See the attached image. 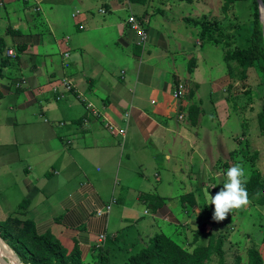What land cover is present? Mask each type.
Listing matches in <instances>:
<instances>
[{"label":"crops","instance_id":"crops-1","mask_svg":"<svg viewBox=\"0 0 264 264\" xmlns=\"http://www.w3.org/2000/svg\"><path fill=\"white\" fill-rule=\"evenodd\" d=\"M146 5L0 0V203L27 200L22 218L67 251L76 246L84 263L99 250L126 260L164 231L187 250L206 245L218 224L199 208L200 194L222 178L217 146L237 147L213 128L201 133L214 107L231 106L221 92L228 75L203 90L192 33ZM179 85L185 94L174 98ZM190 106L199 107L195 124Z\"/></svg>","mask_w":264,"mask_h":264},{"label":"rangeland","instance_id":"rangeland-1","mask_svg":"<svg viewBox=\"0 0 264 264\" xmlns=\"http://www.w3.org/2000/svg\"><path fill=\"white\" fill-rule=\"evenodd\" d=\"M147 3L151 4V6L148 7L146 5L144 6L145 8L154 9V6L157 5L162 13L165 12L167 18L174 19L176 24L182 26V28H186V32L192 33L189 35L191 42H188L195 52V58L198 57L197 61L201 67L199 75L206 81L205 84L208 82L211 83L212 80L223 74H227L229 78L228 82L225 81L226 84L223 87L225 89H221V92L225 98L224 103L227 99V103H230L231 106L228 110L220 106L219 111L218 109L216 111V107H214V112L210 114L213 118V120H211L213 121V123H211L212 127H208L207 129L204 126L201 127V133L206 131L209 133L213 128L215 131L214 138H230L231 143H233L234 146L237 145L235 150L229 146L226 149L221 145L220 148L217 146V151L220 155V157L215 155L218 162L220 161L219 163L217 162V169H220L218 171L222 174V178L213 179L212 183L216 188L212 190L213 193L210 192V194H216V192L223 187L226 171L231 167L229 166L230 163L232 166L236 164L241 165L245 169L246 179H248L253 172H258L264 190V131H260L257 125V115L262 105H264V81L258 78L253 70L245 71V78L242 74L243 71L241 67L234 62H229L230 67L227 69V64L223 60L222 51L223 44L226 41L229 43V50H234L237 47L243 48L248 44L247 40L250 36V24L252 21V5H249L248 2L241 4L237 3L228 10L227 17H224L221 11L222 0H147ZM186 18L202 21L208 24L210 29L215 28L214 35L216 36V43L201 39L198 33L200 32V27L193 26L189 21L185 22L184 20ZM259 24L262 31L260 20ZM138 25V27L141 28L139 23ZM0 37H2V34H0ZM196 39H199L198 44L194 43ZM210 43L214 44V48L211 47L212 45H210ZM211 50L212 55L208 56L207 53ZM206 87H208V84L203 90L209 89ZM183 94H185V91H183ZM221 104H223V102ZM197 108L199 109V107ZM5 138H7V131L0 127V139L6 140ZM219 141L220 140H217V144ZM239 145H241V147H238ZM237 148L240 149L237 151ZM220 151L225 154V157H222ZM230 152L233 154H230ZM255 153L256 155H254ZM12 190H7V193L9 192L10 194ZM182 193L184 195L187 192ZM204 193L203 191L200 194L199 208L201 211L205 209L204 213L207 214L208 218L212 219L213 208L212 206H207ZM259 196L249 200L248 205L244 208L229 214L225 222L215 223L213 221L214 225H218H215L208 233V238L210 239L211 236L214 238L221 236L223 238L222 250L224 252V264H247V250L250 248L257 249L262 257V264H264V244H260L261 238L264 236V205L260 206L256 204V200ZM187 198L191 199V197ZM13 200L14 198L8 196V201L6 200V203H0V221L4 218L2 217V213L10 210L7 207L15 206ZM188 207L190 208V206ZM12 209V212H18V207L17 209ZM24 211L25 210H21L20 212L24 214ZM189 213L193 215L191 210ZM164 232L165 235L169 236L176 244L186 250L188 249L186 246L182 245L183 240H181V237L176 236L170 231ZM2 245L15 255L13 250L5 243ZM120 247L123 248L121 244ZM109 258L112 264H123L122 262L126 261L125 257H123L120 252H116L114 256H109ZM4 262L11 263L5 257ZM20 263L23 264L22 262ZM207 264H218L217 258L211 257Z\"/></svg>","mask_w":264,"mask_h":264},{"label":"trees","instance_id":"trees-1","mask_svg":"<svg viewBox=\"0 0 264 264\" xmlns=\"http://www.w3.org/2000/svg\"><path fill=\"white\" fill-rule=\"evenodd\" d=\"M130 3L145 5L147 0H128ZM249 3L252 5V21L250 24V36L246 47L229 50V43L223 44V60L229 69V62L238 64L242 74L246 78V72L253 70L256 76L264 81V42L259 24L258 6L256 0H222L221 11L227 17L228 10L235 4ZM264 5V0H262ZM248 5V6H249ZM193 26L200 27V38L216 43L215 28L198 20L186 18ZM234 41V40H233ZM4 43L0 39V53H3ZM4 60V59H3ZM190 69V67H189ZM199 113L196 106L189 107V118L192 124ZM257 125L260 131H264V105L257 115ZM256 155V153L254 154ZM248 199L256 197L257 205H264V190L259 173L253 172L246 182ZM191 197V194L185 195ZM182 196L181 200L186 197ZM28 204L23 200L18 205V212L0 221V238L15 253L23 264H112L105 253L98 251L91 263H84L79 249L75 246L67 251L60 242L50 233L38 234L31 220L22 218L21 210H25ZM213 208V206H212ZM223 238L221 236L210 237L207 245L195 246L190 251L176 244L172 239L155 234L147 245L137 253L128 256L123 264H207L211 257H216L218 264H224V252L222 250ZM260 244H264V236ZM247 264H262L263 260L255 248L247 250Z\"/></svg>","mask_w":264,"mask_h":264},{"label":"clouds","instance_id":"clouds-1","mask_svg":"<svg viewBox=\"0 0 264 264\" xmlns=\"http://www.w3.org/2000/svg\"><path fill=\"white\" fill-rule=\"evenodd\" d=\"M246 182L245 169L241 165L236 164L227 169L223 187L214 196L205 190L206 203L213 206L211 218L214 222H222L232 212L248 205ZM4 255L0 253V264L4 262Z\"/></svg>","mask_w":264,"mask_h":264},{"label":"built area","instance_id":"built-area-1","mask_svg":"<svg viewBox=\"0 0 264 264\" xmlns=\"http://www.w3.org/2000/svg\"><path fill=\"white\" fill-rule=\"evenodd\" d=\"M100 12H102V10H99ZM128 24L130 25V27L136 32L138 38H139V44H142L143 40L145 39V36H144V33H143V30L141 28L138 27V23L136 22V20L133 18V17H129L128 20H127ZM7 54L9 56H13V52L12 51H8ZM60 82H61V85L66 87L67 89H69V82L66 80V79H59ZM23 83V81L19 82L16 84V86H19ZM53 91H56V88L53 87ZM183 87L181 85L177 86L176 89H174V92H173V96L174 98H181L183 97L182 95L183 94ZM61 97V94L59 96V98ZM106 209H108V207H106ZM101 213L98 211L97 212V215H100Z\"/></svg>","mask_w":264,"mask_h":264},{"label":"water","instance_id":"water-1","mask_svg":"<svg viewBox=\"0 0 264 264\" xmlns=\"http://www.w3.org/2000/svg\"><path fill=\"white\" fill-rule=\"evenodd\" d=\"M256 2H257V6H258L259 20L261 21V25H262V35L264 38V5L262 3V0H256ZM2 244H4V243H3L2 239L0 238V253H2V251L4 252L3 249L1 250V248L3 247ZM9 253H11V252H9ZM13 256L16 260V264H21L19 262V259L15 255H13ZM4 263L5 262H3V264Z\"/></svg>","mask_w":264,"mask_h":264},{"label":"bare ground","instance_id":"bare-ground-1","mask_svg":"<svg viewBox=\"0 0 264 264\" xmlns=\"http://www.w3.org/2000/svg\"><path fill=\"white\" fill-rule=\"evenodd\" d=\"M198 211V210H197ZM210 219V218H209ZM216 223V222H215ZM193 234V233H192ZM215 235V234H214ZM217 237V236H216ZM209 239V238H208ZM3 247L1 248V250L3 249L4 252L2 251V254H5L4 257L9 260V262L11 263H4V264H16V260L13 257L12 253H9L10 251L6 249V247L4 245H2ZM12 252V251H11Z\"/></svg>","mask_w":264,"mask_h":264}]
</instances>
